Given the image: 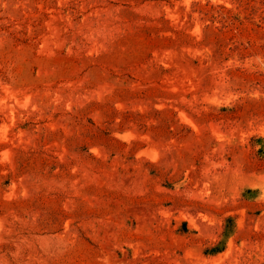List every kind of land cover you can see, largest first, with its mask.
<instances>
[{
	"label": "rangeland",
	"instance_id": "rangeland-1",
	"mask_svg": "<svg viewBox=\"0 0 264 264\" xmlns=\"http://www.w3.org/2000/svg\"><path fill=\"white\" fill-rule=\"evenodd\" d=\"M0 264H264V0H0Z\"/></svg>",
	"mask_w": 264,
	"mask_h": 264
},
{
	"label": "bare ground",
	"instance_id": "bare-ground-1",
	"mask_svg": "<svg viewBox=\"0 0 264 264\" xmlns=\"http://www.w3.org/2000/svg\"><path fill=\"white\" fill-rule=\"evenodd\" d=\"M8 109H9L10 114L14 115V112H15L14 109L11 106H9Z\"/></svg>",
	"mask_w": 264,
	"mask_h": 264
}]
</instances>
